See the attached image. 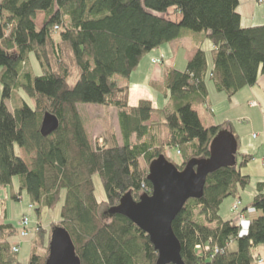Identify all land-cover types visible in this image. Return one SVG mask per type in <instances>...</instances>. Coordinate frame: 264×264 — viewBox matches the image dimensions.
I'll list each match as a JSON object with an SVG mask.
<instances>
[{
    "label": "trees",
    "instance_id": "16d2710c",
    "mask_svg": "<svg viewBox=\"0 0 264 264\" xmlns=\"http://www.w3.org/2000/svg\"><path fill=\"white\" fill-rule=\"evenodd\" d=\"M237 6L238 0H0V186L17 177L13 199L26 191L38 212L54 207L64 190L58 226L69 234L80 264H156L148 236L109 209L126 193L134 201L151 194L148 167L160 155L179 170L209 155L211 140L226 123L204 126L193 108L207 103L208 81L230 97L264 73V24L243 27ZM170 9L179 19L169 18ZM38 13L40 26L34 22ZM187 32L210 41L212 66L198 47L183 71L166 69L161 90L151 84L171 108H155L145 98L130 105L129 78L140 61ZM78 104L116 108L122 142L109 133L101 146L93 145ZM45 113L59 124L48 136L40 133ZM15 145L26 159L15 155ZM166 148L178 152L179 164L166 157ZM237 155L235 166L207 176L202 197L187 200L172 221L184 264H258L252 249L264 244V181L256 183L250 203L260 215L245 233L219 215L223 200H240L239 190L250 183L241 169L253 155ZM94 175L102 201L95 196ZM36 231L49 239L45 228ZM15 234L11 224H0V264H22L8 242ZM232 242L235 251L228 248ZM44 246L45 255L32 251L26 264H44L48 242Z\"/></svg>",
    "mask_w": 264,
    "mask_h": 264
},
{
    "label": "rangeland",
    "instance_id": "374dc122",
    "mask_svg": "<svg viewBox=\"0 0 264 264\" xmlns=\"http://www.w3.org/2000/svg\"><path fill=\"white\" fill-rule=\"evenodd\" d=\"M243 1H247L249 3L252 2V4L243 6ZM255 9V12L257 13H255V20L253 21L249 13ZM236 10L238 13L240 11L243 15L241 20V25L243 27L264 24V0H262V3L260 4L257 0H238ZM168 12L169 18L179 19V15L175 14L173 9H170ZM42 20L43 14L38 13L35 16L34 22L37 26H40ZM202 49L205 51L209 61L211 43L207 38H204L202 41ZM30 63L34 73L39 75L40 70L33 56H30ZM151 63L157 68H160L159 66L163 63V60L156 58L151 62V59H144L139 70H141L144 66L145 71H148V69L153 66ZM184 69L185 66L183 65L182 71ZM132 76L133 77H131V81L129 83L130 94L128 102L130 105H136L138 101L137 99L140 97L149 99L155 108H166L169 106L170 101H168L167 98H164L162 92L158 89L152 88L151 84V87L145 84L143 76H139V73H136L135 75L132 74ZM155 84H157L156 86L159 89H162V81H157ZM243 88L234 90L230 97H228L227 92H218L211 87V83H208L207 103L204 106L201 103L193 104V108L198 111L200 120L205 126H209L213 123H226L225 128H229L234 135L239 137V146L237 148L238 152L249 151L250 154L253 155V159L241 169L243 174L249 175L250 183L244 189L239 190L238 196L240 197V200L238 197H227L223 200L219 209V215L224 220L230 219L232 220V223L239 225L240 233H245L247 231L249 221L260 215V211L251 207L250 203L253 195L255 194L256 183L264 181V91L259 92L257 89H254L257 92L256 94L245 95L244 90H248L249 87L246 86ZM248 101H255L258 105L250 106ZM6 102L9 109H11L15 104L13 99L7 100ZM234 104L236 106H234ZM206 105H208L211 110L208 113ZM77 109L83 119L84 127L91 138L93 145L96 146V144H99L101 146L103 144V139L107 137L109 133H113L119 143L122 142L118 127L116 108L111 106L104 107L102 105L95 104H78ZM210 115L212 117H210ZM209 117L213 119V122ZM253 133H256L255 136L258 134V137L253 138ZM132 140L135 141L134 138H132ZM14 153L17 156H21L26 159L25 152L17 145L14 146ZM165 155L175 164L181 162L180 155L173 148H166ZM236 158L238 161L239 155H237ZM93 181L97 200H104L105 194L99 177L94 175ZM16 192H19L17 177L12 178L10 185L0 186V224L8 223L16 229L17 234L8 238V242L11 247L18 240V231L20 228L19 222L24 216L29 218V234L20 240L19 251L17 252L19 262L26 264L32 251L40 256L45 255L46 250L44 245L49 241L48 233L45 236L42 235L40 238L37 235L36 227L40 225L42 228H45L47 232H51L54 227L59 225L58 222L60 220L61 205L64 200V190L61 191L60 198L54 207L47 208L42 206L39 212L36 211V207L30 206L29 197L26 191L22 190L18 199H13L12 194ZM237 202H240L241 215L245 217L244 222L241 224L238 223L237 219L239 218V215L231 210L232 206ZM244 208L246 209L243 210ZM105 209L106 207L102 206L100 212L105 211ZM51 227L53 228L50 229ZM232 246H234V248H231ZM228 248L230 251H233V249L235 251V243H230ZM252 252L256 262L258 264H263L264 244L254 247Z\"/></svg>",
    "mask_w": 264,
    "mask_h": 264
},
{
    "label": "water",
    "instance_id": "95a60500",
    "mask_svg": "<svg viewBox=\"0 0 264 264\" xmlns=\"http://www.w3.org/2000/svg\"><path fill=\"white\" fill-rule=\"evenodd\" d=\"M58 125L55 116L45 113L40 124L41 135L52 134ZM237 148L233 133L223 129L211 140L207 157L191 159L181 170L160 155L148 167L146 179L152 186L151 194H142L134 201L130 193H126L109 213L125 216L148 236L157 252L156 264H184L180 243L172 231V221L187 200L202 197L209 174L235 166ZM44 264H80L70 236L61 226L50 232Z\"/></svg>",
    "mask_w": 264,
    "mask_h": 264
},
{
    "label": "crops",
    "instance_id": "0c3cea01",
    "mask_svg": "<svg viewBox=\"0 0 264 264\" xmlns=\"http://www.w3.org/2000/svg\"><path fill=\"white\" fill-rule=\"evenodd\" d=\"M243 4H244L243 6H245V5L248 6V5H251L252 2L249 3L247 1H243ZM259 8H261V7H259ZM255 11H256V9L249 13L251 15V19H253V21L255 20L254 19L255 13H257ZM262 11H263V9H262ZM239 14H240V17H241V20H242L243 15H242V13L240 11H239ZM204 38H206V37H205V35L203 36L202 33L195 34V33L187 32L182 37L174 39V40L162 45L161 47L150 51L140 61L139 65L137 66V68L135 69V71L132 74L135 75L136 73H139V76L141 75V76L144 77L145 84H147L148 86L151 87L150 84H154L157 81L159 82V81L163 80V78L165 76L166 69L172 68V69H176L178 71H182L183 65L186 67L187 61L192 57V55L198 49V47H200L202 49V41H203ZM156 58H160V59L163 60V63L159 66L160 68H157L156 66H154L151 63L153 66L150 69H148V71H145L144 66L142 67L141 70H139L140 67L142 66V63H143L144 59L145 60H147V59L150 60L151 59V62H152V60L156 59ZM208 62H209V65L212 64L210 60ZM132 74L130 75L129 83L131 81V77H133ZM208 83H211V87L214 88V86H213L211 81H208ZM208 83H207V88H208ZM243 87H246V86H243ZM243 87H241V88H243ZM254 87H256V88H254ZM254 89H257L259 92L260 91H264V73L260 74L258 76L257 82H256V84L254 86L249 87L248 90H246V89L244 90L245 91V95L256 94L257 92ZM129 94H130V89H129ZM162 95H163L164 98H167V96H164L163 93H162ZM139 99H141V98L138 97L137 100H139ZM128 100H129V97H128ZM168 101H169V99H168ZM241 102H242V100H241ZM248 102H255V101H248ZM208 105H206V107L208 108L207 113L211 111L209 109ZM239 105H240V103H239ZM234 106H236V105L234 104ZM168 107H171L170 103H169ZM168 107H166V108H168ZM197 113H198V111H197ZM198 115H199V113H198ZM210 117H212V116L210 115ZM210 120L213 122L212 118H210ZM215 124H217V123H213L211 125H215ZM211 125H209V126H211ZM217 125H219V124H217ZM257 137H258V134H257V136L255 138H257ZM243 152L250 153L249 151H243ZM231 248H234V246H232ZM233 251H234V249H233Z\"/></svg>",
    "mask_w": 264,
    "mask_h": 264
},
{
    "label": "built area",
    "instance_id": "2783aa9c",
    "mask_svg": "<svg viewBox=\"0 0 264 264\" xmlns=\"http://www.w3.org/2000/svg\"><path fill=\"white\" fill-rule=\"evenodd\" d=\"M259 3L262 2V0H257ZM250 106H257L258 104L256 102H249ZM255 137V134H253ZM264 160V159H263ZM234 213H237L239 215L238 223L241 224L244 222L245 217L241 215V209H240V202H237L232 206L231 209ZM19 231H18V240L11 246V251L14 253H17L19 251L20 246V240L22 238L28 236L29 234V218L27 216H24L21 221L19 222Z\"/></svg>",
    "mask_w": 264,
    "mask_h": 264
}]
</instances>
